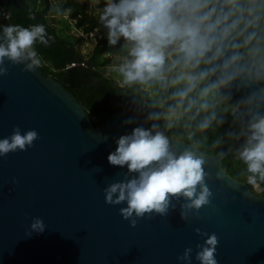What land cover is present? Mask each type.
I'll use <instances>...</instances> for the list:
<instances>
[{
	"label": "clouds",
	"instance_id": "obj_1",
	"mask_svg": "<svg viewBox=\"0 0 264 264\" xmlns=\"http://www.w3.org/2000/svg\"><path fill=\"white\" fill-rule=\"evenodd\" d=\"M52 10L59 13L56 6ZM98 13L115 49L107 72L150 124L124 121L136 126L115 140L108 161L127 172L104 187L106 203L126 204L119 211L133 228L177 208L184 223L199 219L196 214L215 198L209 183L229 177L222 166L207 170L209 132L217 133L213 148L229 144L243 165L246 183L231 178V187L264 183V0H103ZM50 39L43 23L2 26L0 77L10 66L35 73L41 68L35 46ZM38 139L36 130L22 133L15 126L0 139V157L27 151ZM250 196L251 188L242 192L244 200ZM46 227L34 217L27 235ZM195 232L204 239L196 244L195 260L218 264L219 237L199 227ZM193 252L186 247L177 260L192 264Z\"/></svg>",
	"mask_w": 264,
	"mask_h": 264
},
{
	"label": "water",
	"instance_id": "obj_2",
	"mask_svg": "<svg viewBox=\"0 0 264 264\" xmlns=\"http://www.w3.org/2000/svg\"><path fill=\"white\" fill-rule=\"evenodd\" d=\"M5 10L0 3V28ZM23 67L10 66L0 77V139L15 126L22 133L36 130L39 139L27 151L0 157V264H181L177 257L189 246L192 264H199L195 247L204 239L197 227L219 237L218 264H264V196L251 189L255 197L244 200L242 192L251 187H231V178L246 181L224 166L231 154L227 144L207 152V170L222 166L229 177L209 183L215 198L196 214L199 219L184 223L177 208L168 217H145L133 228L119 211L126 204L105 201L104 187L127 172L111 165L108 155L115 140L136 126L125 125L126 119L150 124L132 108L118 107L96 126L75 93L45 74L42 64L35 73ZM253 188L264 190L261 182ZM34 217L47 227L29 236Z\"/></svg>",
	"mask_w": 264,
	"mask_h": 264
},
{
	"label": "trees",
	"instance_id": "obj_3",
	"mask_svg": "<svg viewBox=\"0 0 264 264\" xmlns=\"http://www.w3.org/2000/svg\"><path fill=\"white\" fill-rule=\"evenodd\" d=\"M0 3L9 14V18L4 19L6 24L27 26L31 23H43L45 25L47 33L51 37L50 42L47 46L39 43L35 46L43 65V72L51 73L75 93L89 111L96 126H99L118 107L132 108L130 98L119 93L118 85L112 75L104 73L103 65L108 63L111 57L99 55L100 46L97 45L95 53L86 58L78 48V43L84 39L83 35L74 36L65 33L62 28L51 22L48 16L52 8L51 0H0ZM98 5L102 7L103 0H99ZM63 8H70V17L76 20V27L80 28L83 33L89 34L96 28H100L101 40L106 39L107 31L99 24V16L88 11L86 2L66 0ZM31 16H35V20L30 19ZM120 44L116 48H119ZM109 47L108 45L106 48ZM110 50L114 51L115 49L111 47ZM72 63L75 64L72 65ZM228 127L229 124H225L221 131L223 132ZM216 135L217 133H208L209 140L204 146L206 152L215 153L221 149L211 146ZM227 145L229 146V144ZM224 166L234 177L246 181V176L240 174L243 169L242 163L236 160L232 154L226 156ZM261 184L264 186V183ZM250 187L256 194L264 196V190L258 192L254 190L253 186Z\"/></svg>",
	"mask_w": 264,
	"mask_h": 264
},
{
	"label": "rangeland",
	"instance_id": "obj_4",
	"mask_svg": "<svg viewBox=\"0 0 264 264\" xmlns=\"http://www.w3.org/2000/svg\"><path fill=\"white\" fill-rule=\"evenodd\" d=\"M66 0H51V5L52 8L50 10V13L48 16L50 17V20L53 24L56 26L62 28V30L65 33L74 35V36H79L83 35L84 39L78 43V48L81 51L82 54L86 56V58H89L95 53L96 46L99 45V55H102V57H111L110 53L112 50L111 47L106 48L109 44L107 41V36L106 39H102V32L100 28H96L93 32L86 34L83 33V31L76 27V20L74 18H71L69 13H70V8H63V4ZM87 3V8L88 11L96 16H99L98 9L101 8L98 2H93V0H82ZM56 6L59 9V13L54 12L52 9L53 7ZM123 43V41H121ZM111 60L103 65V70L106 75H111L110 73L107 72V66L111 63ZM80 64H82L80 62ZM73 65V64H72Z\"/></svg>",
	"mask_w": 264,
	"mask_h": 264
},
{
	"label": "built area",
	"instance_id": "obj_5",
	"mask_svg": "<svg viewBox=\"0 0 264 264\" xmlns=\"http://www.w3.org/2000/svg\"><path fill=\"white\" fill-rule=\"evenodd\" d=\"M5 18H9V14L6 13V12H5V14H4V19H5ZM72 64H75V63H72Z\"/></svg>",
	"mask_w": 264,
	"mask_h": 264
}]
</instances>
